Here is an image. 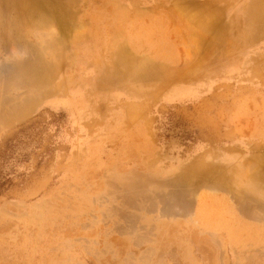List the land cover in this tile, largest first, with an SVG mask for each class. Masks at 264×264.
I'll use <instances>...</instances> for the list:
<instances>
[{
  "label": "rangeland",
  "instance_id": "374dc122",
  "mask_svg": "<svg viewBox=\"0 0 264 264\" xmlns=\"http://www.w3.org/2000/svg\"><path fill=\"white\" fill-rule=\"evenodd\" d=\"M257 2L0 0V264H264Z\"/></svg>",
  "mask_w": 264,
  "mask_h": 264
},
{
  "label": "trees",
  "instance_id": "16d2710c",
  "mask_svg": "<svg viewBox=\"0 0 264 264\" xmlns=\"http://www.w3.org/2000/svg\"><path fill=\"white\" fill-rule=\"evenodd\" d=\"M5 191V183H0V196Z\"/></svg>",
  "mask_w": 264,
  "mask_h": 264
},
{
  "label": "bare ground",
  "instance_id": "6f19581e",
  "mask_svg": "<svg viewBox=\"0 0 264 264\" xmlns=\"http://www.w3.org/2000/svg\"><path fill=\"white\" fill-rule=\"evenodd\" d=\"M253 1H254V0H253ZM259 1H261V0H258V2H259ZM256 2H257V0H256ZM258 2H257V3H258ZM252 3H253V2H252ZM262 3H264V2H262ZM259 5H260V3H259ZM261 5H262V4H261ZM256 7H257V6H256ZM253 8H254V7H253ZM251 9H252V8H251ZM251 9H250V10H251ZM263 9H264V7H263ZM255 12H256V11H255ZM257 18H258V17H257Z\"/></svg>",
  "mask_w": 264,
  "mask_h": 264
}]
</instances>
